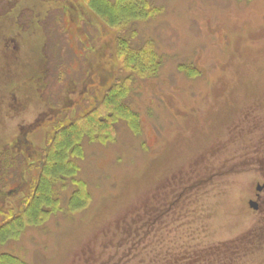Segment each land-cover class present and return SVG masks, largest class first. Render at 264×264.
Segmentation results:
<instances>
[{
    "label": "rangeland",
    "instance_id": "obj_1",
    "mask_svg": "<svg viewBox=\"0 0 264 264\" xmlns=\"http://www.w3.org/2000/svg\"><path fill=\"white\" fill-rule=\"evenodd\" d=\"M41 2L0 0V226L27 219L1 261H148L127 240L155 214L164 262L264 264V206H248L264 184V0H148L151 17L119 27L85 0ZM72 125L67 180L33 217Z\"/></svg>",
    "mask_w": 264,
    "mask_h": 264
},
{
    "label": "trees",
    "instance_id": "obj_2",
    "mask_svg": "<svg viewBox=\"0 0 264 264\" xmlns=\"http://www.w3.org/2000/svg\"><path fill=\"white\" fill-rule=\"evenodd\" d=\"M85 1L87 3L88 8L100 20L105 22V24L110 27H119V26L131 24L133 22H140V21L147 19L148 17H151L155 13V10L148 3V0H85ZM47 2L48 0H42L41 3L47 4ZM48 14H50L48 10L46 11V13L42 14L43 18H41L39 22L41 27L44 26L45 23H43V21L45 20V17L48 16ZM57 32L60 34L61 33L63 34L61 29H58ZM47 36H45L46 37L45 42L47 40L50 41V38L47 39ZM53 46L55 48L57 47V45L55 46L54 44ZM117 91L119 92V89ZM123 97L124 95L120 93H118L115 96L114 95L112 96V99L109 105L110 107L113 108V111L121 113V110L115 108L116 107L115 104L117 103V100L119 101V99H123ZM87 123H90V121ZM91 125H92V128L94 127L96 128L98 126L97 123L93 121ZM78 128H79L78 126L72 125L69 129H66V128L63 129L60 136H58L59 137L58 141L55 142V144L52 145L51 148L49 149L50 154H48L47 156V159H48L47 167L42 173L41 182L39 186L40 188L39 189L36 188V191H33L34 195L31 197L32 200L28 202L29 205L27 206V207H30V210L28 209L29 213L33 212L32 214L33 217H36L39 215V211L41 210L40 207L44 206L45 201L47 200L48 194L49 196H50V193L51 195L53 194L52 189L54 188V185L57 183V181L61 182V181L67 180L66 177L64 176L67 173L66 171L67 164L65 163V161H66V157L68 154L67 153L68 149L70 147L75 146L79 138L80 129ZM26 220L27 219L23 217V214H21V215H18V217H16L12 221L7 222L6 224L0 226V243L2 244V242H4L7 239V237L8 239L13 238V237L15 238V235L17 236L22 231L21 228H19V225L16 223H19L20 225H25ZM145 222L146 224L142 222L143 224L140 223L141 225L137 226L139 227V229L136 230V232L131 237H129V239L127 240V243H130L129 246L132 248V251H133L132 253H134L135 251H138V246H139V250H141V246L151 247V249L149 250L151 251L149 255L150 258L148 261H145L140 258L135 259L133 264H163V263L179 264L181 262L183 263L184 261H187L188 256H185L183 260L180 259L181 261H176L174 259L172 261L169 260L168 262L167 261L164 262V260H161L160 256L162 255L158 254V250L161 251V247H162L161 244L163 242L159 241V238L156 236V233L151 231V229L157 223L156 215L155 214L151 215L150 217H148L147 221ZM137 227H133L131 229H137ZM8 228L10 229L8 230ZM145 231H149L148 234L153 235L152 239L150 240L149 243L145 245L139 244V241L137 242V239H139V237H141V235ZM8 233L12 234L10 238H9ZM181 241L182 240L176 241L174 239L170 242L169 245L173 249L176 250V247L181 243ZM178 247H177V250L182 249ZM132 253L130 254V256L132 255ZM3 257L4 256L0 255V264H4V261H1ZM9 258L14 261L13 257L9 256Z\"/></svg>",
    "mask_w": 264,
    "mask_h": 264
},
{
    "label": "flooded vegetation",
    "instance_id": "obj_3",
    "mask_svg": "<svg viewBox=\"0 0 264 264\" xmlns=\"http://www.w3.org/2000/svg\"><path fill=\"white\" fill-rule=\"evenodd\" d=\"M259 186V185H257ZM256 186V187H257ZM262 189L260 191H257L255 195V204H256V209H259L261 206H264V184L261 185Z\"/></svg>",
    "mask_w": 264,
    "mask_h": 264
},
{
    "label": "water",
    "instance_id": "obj_4",
    "mask_svg": "<svg viewBox=\"0 0 264 264\" xmlns=\"http://www.w3.org/2000/svg\"><path fill=\"white\" fill-rule=\"evenodd\" d=\"M261 189H262L261 186H257L256 187V191H260ZM248 206H249V208H251L253 210H256V204H255V202L249 201Z\"/></svg>",
    "mask_w": 264,
    "mask_h": 264
}]
</instances>
